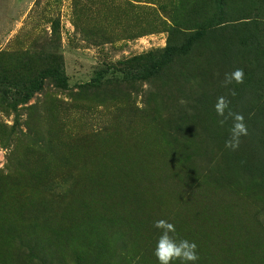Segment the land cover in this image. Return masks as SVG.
Listing matches in <instances>:
<instances>
[{"label": "rangeland", "instance_id": "1", "mask_svg": "<svg viewBox=\"0 0 264 264\" xmlns=\"http://www.w3.org/2000/svg\"><path fill=\"white\" fill-rule=\"evenodd\" d=\"M53 58L65 88L0 95V264H158L161 219L197 264H264V0H0V75ZM221 96L247 127L235 151Z\"/></svg>", "mask_w": 264, "mask_h": 264}, {"label": "trees", "instance_id": "2", "mask_svg": "<svg viewBox=\"0 0 264 264\" xmlns=\"http://www.w3.org/2000/svg\"><path fill=\"white\" fill-rule=\"evenodd\" d=\"M202 35V29L196 34L188 38L181 46H173L172 43L167 46V48L158 54L145 55L141 59H135L136 64L142 63V73H140L137 78H142L143 80H148L156 76L164 66L170 63L173 58L180 54H185L192 41L200 38ZM48 61L47 66L39 71L42 77H31V74L23 75V73H18L13 77H2L0 75V95L5 96L4 98L13 97L19 102L28 103L36 93L43 90L46 80L50 79L51 82L56 87L65 86V73L62 69V61L56 60ZM133 61V60H132ZM14 63L20 65L21 71L30 72L34 68V61L29 56L24 55L21 60L14 59ZM4 81V82H3ZM6 85V87L4 86ZM14 87V93L8 92L9 88ZM65 88V87H64Z\"/></svg>", "mask_w": 264, "mask_h": 264}, {"label": "clouds", "instance_id": "3", "mask_svg": "<svg viewBox=\"0 0 264 264\" xmlns=\"http://www.w3.org/2000/svg\"><path fill=\"white\" fill-rule=\"evenodd\" d=\"M243 81L244 71L238 68L225 74L223 85L227 87L233 82L241 84ZM232 94L235 95V93ZM214 110L216 115L221 118L218 120L220 126L231 119L229 138L225 141V147L233 151L237 150L240 147L241 137L247 135L244 117L239 113L232 112L223 96L217 98ZM153 227L160 232L154 249V256L158 264H175L176 261H179V264H197L199 256L195 242H190L187 239H175L173 235H170L175 233V226L166 220L155 221Z\"/></svg>", "mask_w": 264, "mask_h": 264}]
</instances>
